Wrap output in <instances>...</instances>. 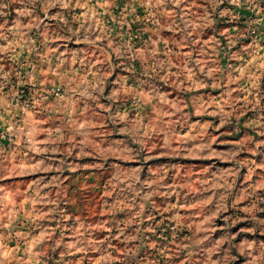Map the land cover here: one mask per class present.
<instances>
[{
  "label": "rangeland",
  "instance_id": "374dc122",
  "mask_svg": "<svg viewBox=\"0 0 264 264\" xmlns=\"http://www.w3.org/2000/svg\"><path fill=\"white\" fill-rule=\"evenodd\" d=\"M0 264H264V0H0Z\"/></svg>",
  "mask_w": 264,
  "mask_h": 264
}]
</instances>
